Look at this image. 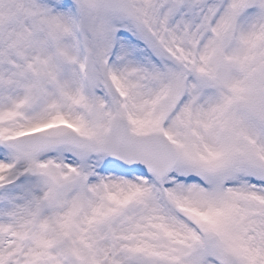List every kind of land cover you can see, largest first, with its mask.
<instances>
[{
  "label": "snow or ice",
  "instance_id": "obj_1",
  "mask_svg": "<svg viewBox=\"0 0 264 264\" xmlns=\"http://www.w3.org/2000/svg\"><path fill=\"white\" fill-rule=\"evenodd\" d=\"M0 264H264V0H0Z\"/></svg>",
  "mask_w": 264,
  "mask_h": 264
}]
</instances>
